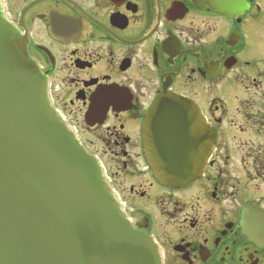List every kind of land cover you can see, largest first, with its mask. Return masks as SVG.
Returning a JSON list of instances; mask_svg holds the SVG:
<instances>
[{"label":"flooded vegetation","instance_id":"1","mask_svg":"<svg viewBox=\"0 0 264 264\" xmlns=\"http://www.w3.org/2000/svg\"><path fill=\"white\" fill-rule=\"evenodd\" d=\"M1 3L53 109L161 264H264V0ZM163 89L195 104L211 144L182 187L158 183L143 155L141 124Z\"/></svg>","mask_w":264,"mask_h":264},{"label":"water","instance_id":"2","mask_svg":"<svg viewBox=\"0 0 264 264\" xmlns=\"http://www.w3.org/2000/svg\"><path fill=\"white\" fill-rule=\"evenodd\" d=\"M206 127L191 102L158 96L142 141L159 183L184 186L201 174L211 149ZM0 264H161L151 238L126 221L97 161L52 110L46 79L1 5Z\"/></svg>","mask_w":264,"mask_h":264},{"label":"rangeland","instance_id":"3","mask_svg":"<svg viewBox=\"0 0 264 264\" xmlns=\"http://www.w3.org/2000/svg\"><path fill=\"white\" fill-rule=\"evenodd\" d=\"M79 123H80V125L82 126V122L79 120ZM82 133H84V134H82V136L85 138L86 137V133L83 131ZM107 160V159H106Z\"/></svg>","mask_w":264,"mask_h":264}]
</instances>
